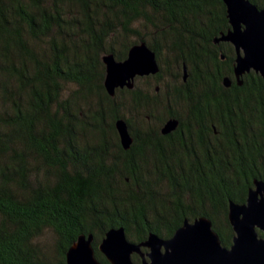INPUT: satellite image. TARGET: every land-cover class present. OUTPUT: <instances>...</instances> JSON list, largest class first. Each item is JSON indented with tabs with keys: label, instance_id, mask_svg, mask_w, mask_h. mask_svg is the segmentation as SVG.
Listing matches in <instances>:
<instances>
[{
	"label": "trees",
	"instance_id": "trees-1",
	"mask_svg": "<svg viewBox=\"0 0 264 264\" xmlns=\"http://www.w3.org/2000/svg\"><path fill=\"white\" fill-rule=\"evenodd\" d=\"M229 28L222 0H0V264H64L80 235L109 264L108 229L168 238L200 215L230 244L229 201L264 181V77L235 75ZM141 42L158 70L111 96L103 55Z\"/></svg>",
	"mask_w": 264,
	"mask_h": 264
},
{
	"label": "water",
	"instance_id": "water-1",
	"mask_svg": "<svg viewBox=\"0 0 264 264\" xmlns=\"http://www.w3.org/2000/svg\"><path fill=\"white\" fill-rule=\"evenodd\" d=\"M222 1L230 28L215 40L228 41L234 46L237 77L250 69L264 77V4L258 7L249 0ZM102 60L103 83L111 96L117 87H133L136 75L158 70L154 52L144 42L132 45L125 59L116 60L112 54H105ZM186 75L185 70L184 78ZM223 83L229 85V78L225 77ZM175 125V120H168L162 132H169ZM115 128L122 147L128 148L132 137L127 123L119 118ZM227 218L233 231L229 245L222 244L211 220L200 215L192 220L184 218L168 238L150 232L141 242L130 241L123 227L110 228L105 231L98 250L109 264H136L133 254L139 256L138 264H264L263 180H253L245 202L229 201ZM91 241V235H80L68 248L64 264H102L95 256ZM141 247L147 250L143 252Z\"/></svg>",
	"mask_w": 264,
	"mask_h": 264
},
{
	"label": "flooded vegetation",
	"instance_id": "flooded-vegetation-1",
	"mask_svg": "<svg viewBox=\"0 0 264 264\" xmlns=\"http://www.w3.org/2000/svg\"><path fill=\"white\" fill-rule=\"evenodd\" d=\"M166 116V115H165ZM168 120H175L176 121V125H175V127L173 128V130L175 129V128H177L178 127V125H179V119H178V117H172L171 115H169V116H167V117H165V119H164V122L160 125L161 127V131H162V128H163V126H164V124L168 121ZM166 121V122H165ZM189 128V127H188ZM172 130V129H171ZM170 130V131H171ZM196 141V140H195Z\"/></svg>",
	"mask_w": 264,
	"mask_h": 264
},
{
	"label": "rangeland",
	"instance_id": "rangeland-1",
	"mask_svg": "<svg viewBox=\"0 0 264 264\" xmlns=\"http://www.w3.org/2000/svg\"><path fill=\"white\" fill-rule=\"evenodd\" d=\"M138 82H140V81H138ZM142 248H144V247H141V249H142ZM142 251H143V250H142ZM143 252H144V251H143Z\"/></svg>",
	"mask_w": 264,
	"mask_h": 264
}]
</instances>
